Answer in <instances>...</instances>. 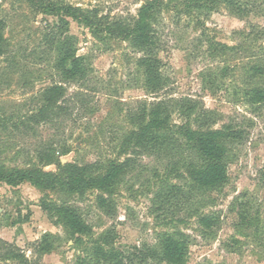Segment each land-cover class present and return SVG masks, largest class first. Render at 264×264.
Segmentation results:
<instances>
[{
  "label": "rangeland",
  "instance_id": "1",
  "mask_svg": "<svg viewBox=\"0 0 264 264\" xmlns=\"http://www.w3.org/2000/svg\"><path fill=\"white\" fill-rule=\"evenodd\" d=\"M59 1L99 6L112 16H135L148 0ZM0 6L10 59L16 62L15 68L0 59V162L7 167L26 165L39 149L52 144L71 148L61 158L63 164L123 162L127 156L120 152L135 129L133 116L144 102L156 98L204 105L216 112V128L232 124L242 136L230 145L228 181L215 190L195 188L187 173V160L194 156L185 147L175 146L130 156L133 162L116 188L110 209L101 207L97 191L84 197L49 193L55 201L78 207L91 226L92 233L79 240L42 210L46 194L41 190L29 183L2 184L0 239L18 246L31 264H96L94 242L105 237L131 253L156 247L164 233H182L189 245L186 264H264V104L252 105L246 96L253 87H264V78H250L253 56L212 50L216 44L237 45L241 32L250 31L251 25L264 29V15L241 19L222 6L198 22L176 10L164 13L157 28L168 86L158 96L145 88L137 66L142 53L128 42H101L90 29L70 20L69 34L77 39V56L85 60L87 77L68 84L72 100L68 116L54 125L26 131L15 127L17 117L24 118L33 107L32 99L60 81L56 54L45 39L57 19L36 14L27 0H0ZM259 44L264 48L263 40ZM251 52L264 57V49ZM173 123L183 124V117L174 114ZM45 171L56 172L57 167ZM207 217L213 220L212 229L201 222ZM46 234L55 240L53 249L44 253L41 245Z\"/></svg>",
  "mask_w": 264,
  "mask_h": 264
},
{
  "label": "trees",
  "instance_id": "2",
  "mask_svg": "<svg viewBox=\"0 0 264 264\" xmlns=\"http://www.w3.org/2000/svg\"><path fill=\"white\" fill-rule=\"evenodd\" d=\"M30 8L39 15L57 19V25L46 35V42L56 54L55 68L60 81L40 91L32 99L31 109L24 118L17 117L18 130H33L34 127L54 125L68 116L72 100L69 86L87 77L83 57L77 56V39L69 34L70 20L84 25L101 42L120 40L128 42L142 56L137 66L144 76V85L149 94L158 96L168 86L163 73L162 49L158 35V24L164 13L176 10L178 15L194 17L200 22L202 16H209L224 6L230 14L246 19L252 14L264 15V0H148L138 9L135 16H112L105 14L99 6H75L59 0H27ZM1 9V6H0ZM250 31H242V40L235 46L216 44L213 51L231 50L236 56L250 55L248 65L250 78H264V57L252 53V49L263 50L264 29L251 25ZM7 24L0 11V59H6L10 66L16 65L10 59V47L5 36ZM249 57V56H248ZM255 60V61H253ZM15 67V66H14ZM16 68V67H15ZM250 104H264V87L255 86L246 93ZM180 114L184 123H173L174 114ZM133 129L125 138L120 155L127 156L123 162L111 160L102 162L63 164L61 158L71 152L68 145H56L39 149L24 166L7 167L0 162V185L19 187L31 184L46 194L41 208L55 224L65 228L72 239L88 236L91 226L85 221L80 209L67 201L51 199V192H63L68 196L84 197L89 191L100 193L101 207L110 209L116 188L128 173L133 162L132 155L165 152L175 146L185 147L191 156L187 163L188 177L200 191H211L223 187L228 181V156L230 145L242 138L241 132L232 124L216 128V112L191 100L169 98L144 102L133 116ZM182 149V148H181ZM56 166V172L45 168ZM107 195V197H106ZM109 196V197H108ZM202 224L212 229L213 220L202 218ZM55 236L44 235L42 252L53 249ZM185 234L164 233L156 247H144L128 253L117 248L105 237L94 242L92 259L96 264H142L149 260L166 264H186L189 252ZM31 264L26 254L16 245L0 239V264Z\"/></svg>",
  "mask_w": 264,
  "mask_h": 264
},
{
  "label": "water",
  "instance_id": "3",
  "mask_svg": "<svg viewBox=\"0 0 264 264\" xmlns=\"http://www.w3.org/2000/svg\"><path fill=\"white\" fill-rule=\"evenodd\" d=\"M63 163H65V161L63 160Z\"/></svg>",
  "mask_w": 264,
  "mask_h": 264
}]
</instances>
